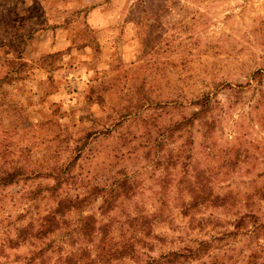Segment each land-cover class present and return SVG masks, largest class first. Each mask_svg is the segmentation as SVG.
<instances>
[{"label":"rangeland","instance_id":"1","mask_svg":"<svg viewBox=\"0 0 264 264\" xmlns=\"http://www.w3.org/2000/svg\"><path fill=\"white\" fill-rule=\"evenodd\" d=\"M0 264H264V0H0Z\"/></svg>","mask_w":264,"mask_h":264},{"label":"trees","instance_id":"2","mask_svg":"<svg viewBox=\"0 0 264 264\" xmlns=\"http://www.w3.org/2000/svg\"><path fill=\"white\" fill-rule=\"evenodd\" d=\"M10 175H12V174H10ZM6 178H7V177H5L3 180H6Z\"/></svg>","mask_w":264,"mask_h":264}]
</instances>
